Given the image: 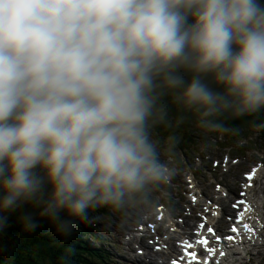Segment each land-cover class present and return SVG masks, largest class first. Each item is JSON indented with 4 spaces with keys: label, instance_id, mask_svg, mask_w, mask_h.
<instances>
[{
    "label": "clouds",
    "instance_id": "clouds-1",
    "mask_svg": "<svg viewBox=\"0 0 264 264\" xmlns=\"http://www.w3.org/2000/svg\"><path fill=\"white\" fill-rule=\"evenodd\" d=\"M169 103L206 131L264 114V0H0V234L147 203Z\"/></svg>",
    "mask_w": 264,
    "mask_h": 264
},
{
    "label": "bare ground",
    "instance_id": "bare-ground-1",
    "mask_svg": "<svg viewBox=\"0 0 264 264\" xmlns=\"http://www.w3.org/2000/svg\"><path fill=\"white\" fill-rule=\"evenodd\" d=\"M252 128H254V126L252 124L246 125V126H241L238 132H243L244 130H251ZM228 129V128H227ZM229 130V129H228ZM212 134L215 136L213 138V135H209L207 137V141H204L203 143L206 145H215L218 146L221 144L220 148L218 149V153H219V157L221 158V161L219 162V166H221L222 164H224V169L219 170V172L221 174H223V178H225V182L226 184H230V186H233V189L240 194L241 193V185L242 182H238L236 185L234 181L231 180L230 177H232L235 172L240 171L241 168L243 170L244 173H248L252 167L251 162L250 163H246V161H241L239 160L238 162H236L234 165L232 164V158L235 155L232 150H231V146H229L228 142H230V139H228V136H226V132H221V131H211ZM235 129H232V133H235ZM223 134H225V138H223ZM211 139H213V141H210ZM243 146L244 148L246 147L248 149V151H250V153L253 154L254 159L258 158L261 156V149L260 146L257 144V139L256 138H252V137H244L243 138ZM242 145L240 144H235V147L238 148H243ZM223 158H225V160H223ZM243 166L245 169H243ZM235 169L236 171H234V173H231L232 169ZM255 177H261V180H259V182L261 183V185H264V167L263 166H256L255 168ZM242 172V174H244ZM180 179V178H179ZM203 181H209V180H213L210 176V173L205 170L204 171V176L202 177ZM198 181V180H196ZM245 181V180H243ZM199 183V181H198ZM192 186L194 185V181L191 182ZM186 185H187V196H189L187 199L188 201L191 202L195 201V202H203L205 201L204 197H201L200 195L198 196H194L193 191L190 190V181L186 180ZM198 188L201 190L203 188L202 185H198ZM210 190V194H217L218 195V200L222 201L221 203L225 206L228 205L229 202L233 203L235 202L234 199L230 198V200L228 201L226 198V192L222 189V188H216L214 185V181H210V188H204L201 190L202 195H204L205 193H207ZM190 190V191H189ZM174 197L177 200H180V196H178L177 194L174 195ZM214 197L212 196V202H210L209 207L208 208H201V211L203 213H205L208 218L210 223L212 224L213 222V211L216 210L217 214H218V218L219 220L222 222V225H225V223L223 222L224 218H221L220 216V210H221V205L217 204L215 205L214 203ZM257 197H260L259 194H257ZM164 199L167 202H171V200L167 197L164 196ZM185 208H186V212H180L179 215L182 217L183 215H185L186 219L185 221H183L180 224V231H183L185 234V237L187 235V231L188 229H190V227H192V221L193 219L196 218V214L200 215L197 210H192L189 205L185 204ZM132 207H130L128 210L132 211ZM253 206L251 205V207H249L248 211H242V213L238 212V207L235 206V214L237 217L236 222H238L240 219V225L244 226V222H245V216H247V218L250 220L252 219L254 221V215L252 212ZM168 210V206L166 204L162 205L161 207L155 209V211H151L149 213H146V217L145 218H141L139 220H133L130 217H127V226L129 230H131L130 235L135 236V238L137 237L139 240L142 241V246L141 248H147L148 250L143 252V258L140 257L139 259H143L142 261L138 260L137 256L134 257V261H136L137 264H158L157 262H160V264H168V257L166 253H162L159 250L156 249V247H154L153 242H152V234H153V230L154 227L148 225L149 223L157 220L159 217H161L166 211ZM233 213V212H231ZM227 216H229V214H227ZM143 217V214L142 216ZM102 219V217H99ZM88 222V221H87ZM102 223V227L99 228H95L94 230H92V228L94 226H87L84 227L89 229V232L86 233V235L83 237L87 243H88V247H90V242H93V244H99L100 243V247H102L104 250H106L103 246L106 244L107 240H106V235L102 232H100L101 229H103V226L106 224L104 223V221H101ZM200 221L197 220L196 223V227H198ZM83 224V223H81ZM88 224H90L88 222ZM92 227V228H91ZM144 228V237H138L140 231ZM158 229L160 231H162L163 229L166 231V236L169 239H173L175 240V236L172 233L171 229H170V222L168 217L164 218L162 223L158 225ZM204 229H206V226L204 227ZM97 233H100V236H98ZM192 237L194 238V240L196 241L197 239H200L201 237L198 234H193L192 232H190ZM212 234V231L208 232V235ZM247 235H250L252 238H256L259 240V245L254 248L258 250H264V225L262 222H260L259 227L257 228V226L253 229H251V232H248ZM133 238V237H132ZM134 238V241H136ZM224 240H222L221 244L226 248V250L228 251V253H230L231 251H233L234 249H237V247L243 246L242 250L239 251L237 250L236 253H232V255H236L234 258H232L230 255L227 256H223L219 258V262L218 263H213L211 259H207V262L205 263L206 257L205 256H194V261L188 260L186 263L183 264H194V262H196V264H241V262L239 261V259H243L246 260V256L249 255L250 253V241L247 238L246 243L242 240H240L239 237H234L232 234H229V239L230 241H228L226 238H222ZM148 240V241H147ZM187 240V237H186ZM164 245H166V250H171L172 253H174L176 250L171 249L168 247V244L163 243ZM92 248V247H90ZM126 251H118L116 253H114V255H112V257L108 260H115L116 257H119L120 255L125 254ZM128 252V251H127ZM180 252V250H179ZM219 253V252H216ZM220 254V253H219ZM110 257V256H109ZM216 257V254L214 256V259ZM264 259V254H262V256L260 255V260L259 262H257V264H259L261 262V260ZM117 261V260H116ZM115 261V262H116ZM178 261V257L175 256L174 258L171 259V263L172 264H176V262ZM121 264H128L127 261H124L123 259L120 260ZM112 264V263H111Z\"/></svg>",
    "mask_w": 264,
    "mask_h": 264
},
{
    "label": "rangeland",
    "instance_id": "rangeland-1",
    "mask_svg": "<svg viewBox=\"0 0 264 264\" xmlns=\"http://www.w3.org/2000/svg\"><path fill=\"white\" fill-rule=\"evenodd\" d=\"M165 116H168L171 119L164 121V118H163L159 122V124H157L153 129L154 139L156 140V139L162 138V142H159L158 140H156L158 142L161 160L164 163H166L173 170L172 179L175 182L174 188L172 189V191H167L166 189H163V191H164L163 194L171 200V202H167L165 200L166 205L168 206V210H167V213L165 214L166 215L165 217H168L170 215H175L176 218H180V220H185L186 219L185 215H183L181 217L179 215V213L182 212V210H181L182 204L188 203V199L184 195L187 193V189L183 185L185 183V181L183 179H182V181H184L183 184H180L175 179H179L180 176L186 175L188 170H189V173L191 174V170L194 169V168L192 169V165H193V163H195L194 162L195 157L199 159L198 164L205 165V170L210 172V169L212 168V166H211L212 161L220 159L218 149L220 148L221 144L218 146H215V145L214 146L213 145L208 146L205 144L203 146V148L201 149L200 148V142L203 143V140H202L203 134H204V131H206V130L199 129L196 132H194L193 134H191L190 136H188L191 138L185 139L184 143H186V144L189 143L188 146H185L184 148H179L178 146L172 147V145H171L172 134H171V129H170V121L174 122L175 119H174V115L170 114L169 111H167ZM233 120H235V119L231 118V117H227L224 119L225 127H227L231 132H232V129H235L237 127L236 124H238V123L239 124H244V123L256 124L255 122H259L258 118H254L252 116H243V117L238 118V120H236V121H233ZM227 123L230 125L233 124L232 127L229 126ZM183 124H186L185 120L183 121ZM186 125H188V124H186ZM206 132L212 133L211 131H206ZM226 136H227V134H226ZM226 136H225V134H223V138H225ZM214 137L215 136L213 135V138ZM252 138H255L254 135L252 136ZM260 139L261 138L257 137V144L260 146L261 156L256 158V161H264V147H263L264 142L261 141ZM210 141H213V139H211ZM230 144H232V143H230ZM165 145L167 147H165ZM180 145H182V143H180ZM240 145H242V144H240ZM233 146L235 147L234 144H233ZM237 149L240 150L241 148L237 147ZM175 150H177V152H175ZM233 151H235V150H233ZM244 152L246 153V155L252 154V153H250V151H248V149L246 147L244 148ZM204 171H203V173L200 172L198 175L204 176ZM205 187H206V184H205ZM182 188L184 189V192H185L184 194H183ZM263 188H264V185H263ZM175 194L180 196V200H177L174 197ZM152 197H153V194L150 192L148 194V199L152 198ZM154 197L156 199V195ZM258 199H259V197H258ZM152 200H154V199H152ZM132 208H133L132 211L127 210L128 217H130L133 220H139L141 218H145L146 213L151 212V210L153 209V206L151 205V202L148 200L147 203L134 204L132 206ZM135 208H138L140 210L137 211V209H135ZM263 210H264V204H263ZM142 214H143V217H141ZM99 217H102V219ZM175 217H173V219L177 220ZM196 219H197V217L195 218V221H196ZM102 220L106 224L103 226V229H101L100 232H102L106 235L107 242L104 246H108L105 248L107 253L108 254L116 253V252L120 251L119 249H121L122 247H126L125 259L129 260L130 263L135 264L134 259H130L129 258L130 256H128L130 254L132 257L136 256V250H135L136 241H134L135 236L130 235L131 230L127 229L128 228L127 218H125V216L121 213L112 212L108 209L102 208V209H98L94 213H92V218L88 221L90 224H88V222H84V225H85V227H86V225L87 226L92 225L94 227L93 228L91 227V228H92V230H94L95 228L102 227V223H101ZM193 223L194 222L192 221V226H193ZM97 234H98V236H100V233H97ZM173 234H174V236H176L175 233H173ZM89 242L91 243L90 247H92L91 248L92 250L95 248L96 249L100 248V243L99 244H93V242H91V241H89ZM127 249H128V252H127ZM147 250H148L147 248H141L142 253L147 251ZM252 253L254 255L246 256V260L243 261V264H257V262H259V260H260V255L262 256V254H264V250H258L257 251V249H253ZM142 255L137 256L138 260H140V261L143 260V259L142 260L139 259L140 257L143 258ZM259 264H264V259L261 260V262Z\"/></svg>",
    "mask_w": 264,
    "mask_h": 264
},
{
    "label": "trees",
    "instance_id": "trees-1",
    "mask_svg": "<svg viewBox=\"0 0 264 264\" xmlns=\"http://www.w3.org/2000/svg\"><path fill=\"white\" fill-rule=\"evenodd\" d=\"M167 111L174 115L177 121L194 122L195 119L182 112L176 105L169 103ZM240 118V117H239ZM259 122L252 124L259 126L264 131V114L254 117ZM171 119L164 117V121ZM236 121L238 118H234ZM159 124V123H158ZM228 124V123H227ZM251 123L236 124L235 131ZM232 127V125L228 124ZM0 234V264H102V255L95 249L88 247L83 238L89 232L80 224L73 236L65 239L57 235L47 222L34 233H24L14 222Z\"/></svg>",
    "mask_w": 264,
    "mask_h": 264
},
{
    "label": "snow or ice",
    "instance_id": "snow-or-ice-1",
    "mask_svg": "<svg viewBox=\"0 0 264 264\" xmlns=\"http://www.w3.org/2000/svg\"><path fill=\"white\" fill-rule=\"evenodd\" d=\"M209 231L211 232V231H212V229L210 228V229H209Z\"/></svg>",
    "mask_w": 264,
    "mask_h": 264
}]
</instances>
